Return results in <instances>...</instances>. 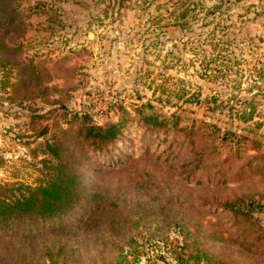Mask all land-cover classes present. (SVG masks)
<instances>
[{"label": "rangeland", "instance_id": "rangeland-1", "mask_svg": "<svg viewBox=\"0 0 264 264\" xmlns=\"http://www.w3.org/2000/svg\"><path fill=\"white\" fill-rule=\"evenodd\" d=\"M5 1L0 185L42 183L48 142L123 125L75 166L118 214L66 264H264V0Z\"/></svg>", "mask_w": 264, "mask_h": 264}, {"label": "trees", "instance_id": "trees-1", "mask_svg": "<svg viewBox=\"0 0 264 264\" xmlns=\"http://www.w3.org/2000/svg\"><path fill=\"white\" fill-rule=\"evenodd\" d=\"M5 2L0 0V10L7 15L4 22L12 24L15 22L16 10L7 9ZM13 52L14 48L4 44L0 38V60L12 62ZM122 134L123 125L118 123L84 126L76 132V143L66 144L65 141L57 140L45 144L49 158L44 159V164L48 172L42 183L16 189L14 185H0V264H9V261L12 264H22L25 250L27 254H39L51 264H57L58 261L64 264L68 261L76 262L83 254L78 242L80 239L88 241L91 238L97 248L102 247L103 238L92 235L100 232L106 221L104 216H107L108 221L114 222L118 214L115 209L117 205L113 201L107 205L98 190L91 194L86 192L82 186L83 174L76 172L75 166L84 160L85 152L86 159L92 153L109 151ZM75 151L81 155H73ZM84 200H88L85 205ZM81 208V220L78 223L72 222L70 218ZM57 221L61 225L46 232L50 235L45 240L28 242L39 236L37 232L42 227ZM8 236L20 237L11 240ZM27 238L32 239L18 240Z\"/></svg>", "mask_w": 264, "mask_h": 264}]
</instances>
